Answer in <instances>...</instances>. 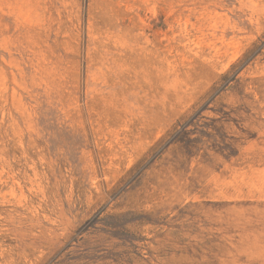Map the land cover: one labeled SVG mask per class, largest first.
<instances>
[{
    "label": "rangeland",
    "instance_id": "rangeland-1",
    "mask_svg": "<svg viewBox=\"0 0 264 264\" xmlns=\"http://www.w3.org/2000/svg\"><path fill=\"white\" fill-rule=\"evenodd\" d=\"M0 264H264V0H0Z\"/></svg>",
    "mask_w": 264,
    "mask_h": 264
}]
</instances>
